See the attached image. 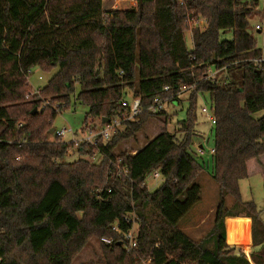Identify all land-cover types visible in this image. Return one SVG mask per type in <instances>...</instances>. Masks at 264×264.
Instances as JSON below:
<instances>
[{
    "label": "trees",
    "instance_id": "trees-1",
    "mask_svg": "<svg viewBox=\"0 0 264 264\" xmlns=\"http://www.w3.org/2000/svg\"><path fill=\"white\" fill-rule=\"evenodd\" d=\"M258 6L142 0L136 9L105 12L103 0H0V264H75L93 242L101 264H264V225L254 227L256 207L242 202L239 186L252 168L264 177V115L257 117L264 112V63H256L264 50L249 32ZM35 68L56 71L38 95L29 83ZM183 94L187 118L173 133L165 127L135 154H116L149 119L167 124L165 111H150L157 99L180 103ZM207 97L221 204L214 230L195 242L180 223L201 202L197 179L207 168L194 139L197 105ZM135 99L142 113L107 145L51 140L55 119L72 103L88 109L85 127L128 114L121 103ZM75 150L80 159L64 162ZM155 172L162 182L151 191ZM227 216L252 220V247L261 248L249 259L234 248L250 244L238 228L227 229L226 239ZM128 217L138 223L130 252L120 240L131 230Z\"/></svg>",
    "mask_w": 264,
    "mask_h": 264
},
{
    "label": "rangeland",
    "instance_id": "rangeland-1",
    "mask_svg": "<svg viewBox=\"0 0 264 264\" xmlns=\"http://www.w3.org/2000/svg\"><path fill=\"white\" fill-rule=\"evenodd\" d=\"M253 1V0H249ZM259 2L258 9L255 10L254 14L249 20L250 27L249 32L255 37L258 42V46L264 50V32H258L255 27L257 25L264 26L263 18V5L264 0H257ZM139 4V0H103V10L105 12L109 11H122V10H132L136 9ZM186 44L188 49L193 48L192 43V34L187 33ZM225 39H232L231 35H227ZM54 71L52 74H43L40 69L35 68L30 72L29 83L34 90L43 88L50 78L55 74ZM234 79L237 83L241 81V73L237 72L234 75ZM188 95L183 94L181 96L180 103L166 104L164 111L168 115V122L165 123V120H161L159 117L154 119H149L144 125L142 130L138 132L134 138L127 140L119 145L117 148L116 154L120 155L122 153H133L140 151L144 148L151 140L157 137L161 132H163L166 127L169 133H173L176 129V126L179 122L184 121L187 118V111L189 109V103L187 101ZM73 101V100H72ZM210 109L211 103L209 98L199 99L197 105V124H196V133L195 137L196 147L202 144L204 147V153L199 159L200 163L205 162V167L207 170L202 172L197 179V183L200 185L202 190L201 202L193 209V211L184 218L180 223V228L195 242H200L202 239L206 238L215 228V216L221 204L220 199V190L212 178V170L210 166L212 165V159L209 156V150L214 148V137H213V127L210 126L206 117L202 114L203 108ZM88 109L81 104L72 103L70 108L64 110L61 114L57 116L54 121L53 129L54 131H59L62 129H72L74 133L82 134L83 124L85 121L86 114ZM264 115V112L257 115L261 117ZM91 125L100 128L105 126L101 124L98 120ZM55 136L51 134V140H54ZM71 140V135L68 134L63 141L68 142ZM197 151V149H196ZM80 159L78 152L75 150L73 153L64 159L66 163H73ZM161 182L157 185L154 182L149 184V189L155 191L159 188ZM240 193L243 203H251L256 207L257 215L255 220V228H259L262 224L264 225V177L262 173L256 171L252 168L251 173L248 178L240 181ZM235 202L232 197L227 196L225 198V206L227 210L232 211ZM238 219V220H232ZM240 219H249V218H237V217H226L224 219V228L225 232L228 230H233L238 228L240 235L246 240L252 242V228L249 229V225ZM252 224V220H251ZM196 226V227H195ZM227 227V229H226ZM192 228L193 230H190ZM138 230V228H136ZM190 230V231H189ZM260 230V229H259ZM228 239V234L225 236ZM251 245L244 246V243L238 241L237 245L234 246L238 254L245 255L248 259L253 252L260 250L261 246L251 249ZM250 249V250H249ZM100 251L99 245L97 242H93L77 259L75 264H101L100 261Z\"/></svg>",
    "mask_w": 264,
    "mask_h": 264
},
{
    "label": "built area",
    "instance_id": "built-area-1",
    "mask_svg": "<svg viewBox=\"0 0 264 264\" xmlns=\"http://www.w3.org/2000/svg\"><path fill=\"white\" fill-rule=\"evenodd\" d=\"M255 29L259 32H264V26L257 25ZM257 64L264 63V58L257 60ZM216 73H213L211 77H215ZM165 91H169L168 88ZM39 91L34 90V95H38ZM141 101L139 99H135L131 102L123 101L121 103V109L125 112H129L128 114H123L122 116L116 117L114 120L109 121L108 124L102 126L100 128H96L91 124L83 127L82 134L74 133L72 129H62L59 131H54L53 135L54 139H64L68 134L71 135V140L69 143L74 144L76 147H81L82 145L98 147L100 144L107 145L114 136H116L119 132L125 129L124 124L128 121L136 120L139 115L142 113L140 109ZM167 104L166 100L157 99L154 105L151 107V112L154 114H159L164 111V107ZM202 114L206 117L211 127L216 125V118L214 115V110L211 107L207 109L206 107L202 109ZM204 146L200 144L197 146V154L198 156H202L204 153ZM100 153V152H99ZM215 154L214 148L209 150V156L213 157ZM98 158V154L95 155L94 160ZM148 187L151 182H154L156 185L159 182H162V177L160 172H155L153 176L148 178ZM127 223L131 224V230L128 233H122L120 236L121 243L126 244V250L130 252L133 249L137 248V230L138 223L135 217H128L125 219ZM112 230L114 232L119 231V226L115 225ZM102 243L110 245L112 242L108 239H102Z\"/></svg>",
    "mask_w": 264,
    "mask_h": 264
},
{
    "label": "crops",
    "instance_id": "crops-1",
    "mask_svg": "<svg viewBox=\"0 0 264 264\" xmlns=\"http://www.w3.org/2000/svg\"><path fill=\"white\" fill-rule=\"evenodd\" d=\"M143 149V148H142ZM210 158H212V157H210ZM232 220H238V219H232ZM240 220H242V221H245L248 225H249V229H250V231H251V228H252V224H251V220L250 219H240ZM196 227V226H195ZM226 229H227V227H226ZM190 230H193L192 228H190ZM189 230V231H190ZM226 235H227V231H226ZM252 246V242L248 245V246ZM251 249H252V247H251ZM250 250V249H249Z\"/></svg>",
    "mask_w": 264,
    "mask_h": 264
},
{
    "label": "water",
    "instance_id": "water-1",
    "mask_svg": "<svg viewBox=\"0 0 264 264\" xmlns=\"http://www.w3.org/2000/svg\"><path fill=\"white\" fill-rule=\"evenodd\" d=\"M141 3H142V0H139V4L140 5H141ZM35 113H36V109L33 111V114H35ZM107 123H109V120H106V119H104L103 122H102L103 125L107 124ZM53 133H54V129L51 130L50 134H53Z\"/></svg>",
    "mask_w": 264,
    "mask_h": 264
}]
</instances>
